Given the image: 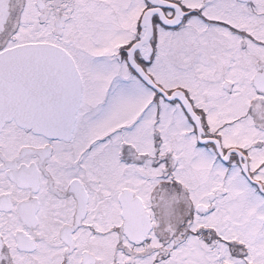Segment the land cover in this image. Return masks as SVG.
Listing matches in <instances>:
<instances>
[{"label": "snow or ice", "instance_id": "6c2138e0", "mask_svg": "<svg viewBox=\"0 0 264 264\" xmlns=\"http://www.w3.org/2000/svg\"><path fill=\"white\" fill-rule=\"evenodd\" d=\"M0 264H264V0H0Z\"/></svg>", "mask_w": 264, "mask_h": 264}]
</instances>
